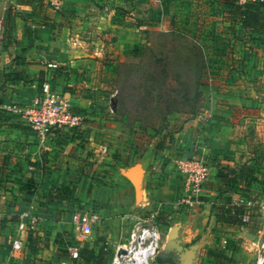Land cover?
<instances>
[{"label":"crops","instance_id":"obj_1","mask_svg":"<svg viewBox=\"0 0 264 264\" xmlns=\"http://www.w3.org/2000/svg\"><path fill=\"white\" fill-rule=\"evenodd\" d=\"M125 5L0 0V264H61L70 241L78 245V264H111L115 246L152 211L159 231L152 264L254 263L264 244V160L235 155L232 106L212 93L195 118L139 155L136 144L122 138L115 111L105 108L97 85L102 47L132 46L142 28L123 15ZM41 58L60 67L46 72ZM6 73L18 77L10 81ZM48 75L70 94L85 124L75 134L57 131L41 141L24 118L3 107L28 106ZM196 142L207 147L209 175L201 203L190 207L177 204L185 191L175 161ZM224 166L235 173L251 167L250 182L223 183L217 173ZM224 205L230 213L222 212ZM81 209L100 216L83 240L71 222ZM28 211L43 218L36 232L27 228ZM14 239L21 249L12 248Z\"/></svg>","mask_w":264,"mask_h":264},{"label":"rangeland","instance_id":"obj_2","mask_svg":"<svg viewBox=\"0 0 264 264\" xmlns=\"http://www.w3.org/2000/svg\"><path fill=\"white\" fill-rule=\"evenodd\" d=\"M124 1L134 14L122 7L123 15L142 28L132 46H103L97 68L122 138L139 155L195 118L213 93L232 106L235 155L264 160V26L244 23L245 8L223 0ZM197 48L205 66L200 96Z\"/></svg>","mask_w":264,"mask_h":264},{"label":"built area","instance_id":"obj_3","mask_svg":"<svg viewBox=\"0 0 264 264\" xmlns=\"http://www.w3.org/2000/svg\"><path fill=\"white\" fill-rule=\"evenodd\" d=\"M155 1L159 4L162 2L161 0ZM236 2L239 6L245 7L255 2H264V0H236ZM40 64L46 72H55L60 67V63L43 58L40 59ZM3 109L16 117L24 118L41 141H44L50 133L57 131L75 134L85 124L84 115L73 108L70 94L59 84L53 82L52 75L43 79L39 91L32 97L28 106L9 103ZM194 149L189 156L184 155L175 161L185 191V195L177 200V204H186L190 207L201 203V195L209 175L207 147L201 142H196ZM23 215L26 217L28 230L36 232L43 221L42 216L29 211ZM156 216L157 212H150L146 218L138 222L125 242L115 246L111 264L153 263L159 248V231L154 222ZM99 220V213L94 209L74 210L71 214V222L77 230V236L82 240L91 234L94 225ZM21 247V240L14 239L12 248L19 250ZM66 249L68 256L60 263L78 264L80 257L78 245L70 241ZM260 249L257 264L264 261V244Z\"/></svg>","mask_w":264,"mask_h":264},{"label":"trees","instance_id":"obj_4","mask_svg":"<svg viewBox=\"0 0 264 264\" xmlns=\"http://www.w3.org/2000/svg\"><path fill=\"white\" fill-rule=\"evenodd\" d=\"M225 3L228 4H237L236 0H223ZM239 6V5H238ZM244 10V23H248L250 26H264V2H255L252 4H249L245 7ZM197 55H198V61L196 63V72L199 75L198 80L194 83V91L195 96L201 95V88L200 86L203 85L201 78L202 72L205 68L204 61L202 60V49L197 48ZM6 79L13 80L16 77H18L17 74L12 75L9 73L4 74ZM171 87V86H170ZM162 145L159 144L158 148H161ZM253 169L249 166H242L238 172L235 173V169L229 168L228 166H224L220 169V171L217 173V177L222 180L223 183H226L231 180L233 184H237L238 180H245L246 183L250 182V177H252ZM247 185V184H246ZM224 202L229 203L230 198H223ZM235 213L239 214L240 211L237 208H234ZM222 212L224 213H230V208L228 206H222Z\"/></svg>","mask_w":264,"mask_h":264},{"label":"water","instance_id":"obj_5","mask_svg":"<svg viewBox=\"0 0 264 264\" xmlns=\"http://www.w3.org/2000/svg\"><path fill=\"white\" fill-rule=\"evenodd\" d=\"M189 155H190V154H189ZM189 155H188V156H189Z\"/></svg>","mask_w":264,"mask_h":264}]
</instances>
